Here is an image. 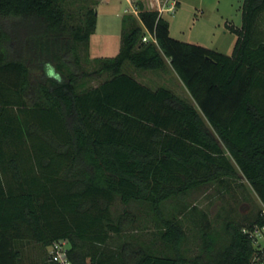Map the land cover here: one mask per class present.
Instances as JSON below:
<instances>
[{"label":"trees","instance_id":"trees-1","mask_svg":"<svg viewBox=\"0 0 264 264\" xmlns=\"http://www.w3.org/2000/svg\"><path fill=\"white\" fill-rule=\"evenodd\" d=\"M82 1L93 6L76 16L66 0H0V264L62 242L71 264H252L243 230L264 225L262 210L218 230L202 214L195 255L179 217L192 195L230 191L241 175L264 206V0H244L231 56L172 38L138 2L118 53L93 70L80 47L102 0ZM129 68L172 70L192 102ZM145 216L160 248L131 234Z\"/></svg>","mask_w":264,"mask_h":264},{"label":"rangeland","instance_id":"rangeland-1","mask_svg":"<svg viewBox=\"0 0 264 264\" xmlns=\"http://www.w3.org/2000/svg\"><path fill=\"white\" fill-rule=\"evenodd\" d=\"M174 13H163V17L170 24V36L179 41L201 45L208 49L231 56L237 40L236 33L231 27L239 29L242 26V6L244 0H178ZM141 2L147 10L157 8L168 0H102L96 6L98 21L95 34L91 37L89 48L80 47L82 66L86 70H93L96 66L95 58L115 56L120 48L121 22L126 14L137 16V3ZM172 1L169 2L171 4ZM91 2L82 0H66L65 7L74 15L80 16L86 8L92 7ZM178 6V7H177ZM152 7L154 9H152ZM147 38L149 36H146ZM149 39V38H148ZM141 83L152 89L160 86L172 90L176 95L192 102L188 92L177 79L172 70L162 72H136L128 69ZM108 78L104 75L98 81H89L87 86H97ZM221 189V188H220ZM211 189L192 195L187 203L191 207L185 215L179 217L178 205L175 201L167 203L164 209L169 214H175L182 219L187 231L188 254L195 255L199 250V222L202 214L208 215L211 229L218 230L229 218L235 221L248 219L257 211L264 212V206L250 188L249 183L241 175L230 191L220 192ZM196 209H193V208ZM131 234L145 245L154 244L160 248L161 242L155 235L157 229L150 216H145ZM62 252L66 245L63 242ZM25 264L31 261L42 264L48 256H53V248L46 251L36 247H26Z\"/></svg>","mask_w":264,"mask_h":264},{"label":"built area","instance_id":"built-area-1","mask_svg":"<svg viewBox=\"0 0 264 264\" xmlns=\"http://www.w3.org/2000/svg\"><path fill=\"white\" fill-rule=\"evenodd\" d=\"M127 1L130 2V0ZM170 1H172L171 4H169ZM175 6H176L175 0H168L167 3H164L163 5L159 6L156 11H158V13L163 16V13L165 12L174 13ZM148 38L144 37L143 41L146 42L152 40L156 43V40L151 36H149ZM243 232L245 234H248L254 248V252L251 259L252 264H264V225L255 226L252 230L244 229ZM62 245L63 242L58 243L52 247L53 255H54L53 258L56 261H58L60 264H71L67 260L65 256V252L61 251L63 249Z\"/></svg>","mask_w":264,"mask_h":264},{"label":"crops","instance_id":"crops-1","mask_svg":"<svg viewBox=\"0 0 264 264\" xmlns=\"http://www.w3.org/2000/svg\"><path fill=\"white\" fill-rule=\"evenodd\" d=\"M177 3H178V6H179V4H180V3H179V1H178V0H177ZM178 6H177V7H178ZM154 8H155V7H154ZM154 8L152 7V9H154Z\"/></svg>","mask_w":264,"mask_h":264}]
</instances>
